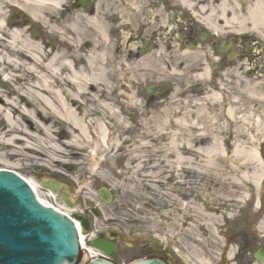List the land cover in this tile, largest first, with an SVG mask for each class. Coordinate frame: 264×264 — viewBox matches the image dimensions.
I'll use <instances>...</instances> for the list:
<instances>
[{"label":"rangeland","instance_id":"obj_1","mask_svg":"<svg viewBox=\"0 0 264 264\" xmlns=\"http://www.w3.org/2000/svg\"><path fill=\"white\" fill-rule=\"evenodd\" d=\"M249 1L246 0L245 3H249ZM141 2L142 0H96L97 17L104 30L110 27L111 30L116 31L115 37L111 39V44L121 46L119 52H126L125 49H122L121 41L126 38L128 32L137 34L142 31L146 36L151 37L152 34L148 33V30L155 31V43L162 47L163 40L166 39L164 28H167L169 23H173L174 20L178 25L176 30L183 29L182 31L186 33L189 30L194 32L193 36L190 35L191 42L189 44L199 43V33L195 30L196 19L191 18L189 12L179 4L174 6L172 1L144 0L143 5L147 7H140ZM205 2L213 6L218 4L211 0ZM169 8H173L170 11L174 15L169 14ZM164 10L168 11L170 22H167ZM65 17H67V12L60 13L58 21L62 22ZM140 22L141 25L146 24V26L138 28ZM81 23L85 27V34L83 33L79 37L83 46L86 43L88 46L99 43L97 32L85 26L83 21ZM145 29L147 32H144ZM225 32L218 42L233 36V33ZM247 35L248 40H245L244 43L245 57H238L229 63L223 55L222 62H220L219 53H213L211 48L205 47L195 51L185 48L180 51L176 43H171L170 50L164 51L162 48L160 54L156 52L155 56H153L154 52H151V55L147 53L145 59L168 67L169 70L166 68L160 79L146 76L144 80H139V86L134 89L136 94L134 104L138 102L140 108L145 110L144 116L152 117L154 115L156 121L161 123L160 119L164 116V110H172L170 114L165 111L167 115H170V123L168 130L166 127H164L165 131L162 130L163 138L172 137L175 132L174 119L186 114L187 123L192 124L196 129L186 132L182 129L174 138L178 141L191 140V150L196 157L194 162H197V169H204L203 176L186 173L182 176L181 172L177 175L169 167L164 166L166 163L172 164L174 151L170 149V142L163 138H161L162 141L148 143L149 148L144 152L148 161L159 164V169L152 178L153 183H149L150 180L142 173L120 177L115 174L116 172H110V166L119 170L124 165V156L126 157L128 154L126 148L129 145H141L137 140L125 144V138L134 136L148 141L141 136L140 121L144 116L130 106L125 110V120L127 121L125 128L126 132L128 131V136L122 138L119 136L118 130L114 129L111 133L112 139L115 142L120 137L117 146L122 149L112 150L109 153L113 156L110 160H108V155L103 154L100 145H97L95 151L97 159L93 170L94 163L89 156V149L83 156L77 157L74 154L77 151L67 144L68 148H62L64 155L56 157L58 160H66L72 164H67L65 167L55 163L52 158L40 157L41 159H39V157H35L32 150H30V154H27L24 150L19 149L15 151V154L17 155L16 160H19L20 170L26 168L28 171L21 175L34 179L32 175H46L45 172L50 175L60 172L62 174L60 181L66 184L72 199L80 198L85 205L99 202L97 189L107 184L115 194V202L108 206L101 205L102 218L98 223H105V220L110 217L122 220L125 216L126 204H129V208L135 213L132 215H140L139 223L142 226L146 225L141 231L144 236L137 238L143 244H150V235L154 232L148 230L159 223V227H166L161 236V239L164 240L162 245H169L167 240L172 231L167 230L170 224L154 220L155 210L158 209L164 216L167 211L182 210V201L195 204L198 212L192 209L194 215L192 214L189 234L193 241L188 246L189 251L198 254L199 258L197 261L192 260L193 263L190 262V264H217L220 262V254L217 253L225 248L226 242L231 244L226 250L228 251L227 257L233 258L234 254L238 252L237 246L246 238L244 236L254 239L253 249L264 244V201L261 200L260 211L254 210L253 204L257 199H255L256 196H254L251 185L248 182H244L243 185L236 182V178L241 179V174L237 172L239 167L243 171L253 172L254 168H258L259 171L257 164L260 163L261 166L262 163L253 161L254 149L259 151L264 159V87L255 85L258 81L264 80V78H259L264 77V44H261L258 39L260 43L258 42L259 47L256 48L257 42H252V39L256 40L257 38H254L252 33H247ZM210 38L211 36L209 40ZM86 40H90V44ZM51 43L58 47L56 41L51 39ZM247 48H251V50L248 51ZM206 69L209 71L208 79H206ZM150 85L154 88L152 94L148 96L145 94V88ZM8 91L10 92L11 88ZM26 107L29 109V106L26 105ZM51 121L54 132L53 135L44 139L45 149L42 152L53 157L54 152H50L48 148L52 150L54 141H58L57 144L60 145L68 138L63 127L60 125L59 128L54 120L49 121L48 115H45L41 123L49 125ZM24 123H29V121L25 120ZM86 123L89 129H95L94 119L90 123L88 121ZM155 123L153 121L152 128ZM29 124L31 125V123ZM34 129H36L35 126ZM88 146L89 144L86 145V148ZM133 155L136 156V154ZM201 162L204 165H201ZM60 164L63 165V163ZM37 169H40V173ZM161 175V179L169 184L163 183V185L172 186L171 190L159 189L158 181ZM62 178H65V181H62ZM239 195L243 197L244 201H240ZM253 197L254 199H252ZM46 198V201L53 204L50 198ZM55 201L58 203L57 199ZM201 230L205 233L200 234ZM202 236L213 240L214 247L212 249L211 247L208 250L205 247L202 250L201 248L197 249L194 240L196 238L202 240ZM127 242L131 244L129 240ZM199 242L202 244L201 241ZM229 254L231 255L229 256ZM246 257L248 256L246 255ZM118 262L121 264L124 261L119 259ZM222 264H227V262L222 260Z\"/></svg>","mask_w":264,"mask_h":264},{"label":"bare ground","instance_id":"obj_2","mask_svg":"<svg viewBox=\"0 0 264 264\" xmlns=\"http://www.w3.org/2000/svg\"><path fill=\"white\" fill-rule=\"evenodd\" d=\"M174 1L188 10L197 23L211 34L212 39L223 36L225 31L236 35L252 33L264 44V0H250L249 3H245L246 0H219L216 6L205 0ZM65 2L66 0H0V78L6 84L5 88L0 86V169L17 167L15 150L20 148L32 150L39 159L52 158L55 162L63 163V166L72 165L69 161L57 159L58 155H64L62 148L67 144L77 151L74 153L77 157L83 156L89 149V156L94 163L92 170L96 165L97 145H100L103 154L108 155L110 160L113 157L109 155L112 150L122 149L117 146L119 138L128 136L125 128L126 107H133L144 116L145 110L140 108L138 102L134 104V89L139 86V80H144L146 76L160 79L165 69H168L159 63L148 61L146 57L133 60L128 49L131 45L127 47L125 57L114 51L98 17L74 13L70 20L58 27L55 17ZM7 13H14V16L19 14L22 20L19 23L14 20L11 25L7 21ZM81 21L97 32L99 43L83 47L79 37L85 34V27ZM28 22L37 26L41 33H50L59 39L58 47L46 48L44 41H40L41 38L31 30ZM162 48H159V54ZM205 74L208 79V69ZM26 105L29 109H26ZM165 111L160 119L161 123L156 121L154 115L143 117L140 121L141 136L148 141L141 140V137H130L131 142L137 140L141 145L131 144L126 148L128 155L133 157L125 159L121 172L116 174L123 176L142 173L152 183L159 164L148 161L144 152L148 150L147 145L151 141H162L164 127L168 130L170 115L166 112L170 114L172 110ZM45 115H48L49 121L54 120L59 128L61 125L68 138L60 145L57 144L58 141H54L52 150L48 148L50 152H54L53 157L42 152L45 149L44 139L54 132L52 121L49 125L41 123ZM92 119L95 129H89L86 123H90ZM25 120L31 125L24 123ZM153 121L156 122L154 128ZM173 125L175 132L168 140L170 149L174 151L173 160L172 164L166 163L164 166H173V169H178L177 174L181 172L182 176L189 169L196 172L197 162H194L196 157L191 150V140L174 139L182 129L186 132L196 128L187 123L186 114L174 119ZM114 129L120 133L115 142L111 134ZM253 154V161H262L257 150L254 149ZM200 164L204 165L202 162ZM183 165L185 169H181ZM257 167L259 171L254 168L253 172L243 171L239 167L237 172L243 180L236 178V182L241 185L248 182L254 196L259 201H264L263 169L260 163ZM109 171L112 172L110 167ZM203 171L204 169H200L198 173ZM26 181L37 193L38 185L32 179ZM239 199L244 201L241 195ZM39 200L51 206L47 201L41 198ZM254 207H257V202ZM191 208L195 209V206L191 204ZM60 212L67 216L72 214L70 209L61 204ZM75 224L79 230L78 222Z\"/></svg>","mask_w":264,"mask_h":264},{"label":"water","instance_id":"obj_3","mask_svg":"<svg viewBox=\"0 0 264 264\" xmlns=\"http://www.w3.org/2000/svg\"><path fill=\"white\" fill-rule=\"evenodd\" d=\"M89 0H81L84 8ZM203 40V38H201ZM151 88L146 92L149 94ZM62 184H60V187ZM50 187L57 193L56 186ZM104 203L110 200L108 189H99ZM60 199L66 206L73 207L69 194L61 192ZM97 215V214H96ZM84 231L88 230L87 220L74 215ZM94 247L109 254L110 247L95 243ZM264 263V249L255 255ZM78 258L77 240L73 224L66 216L39 204L28 185L10 172H0V264H75ZM87 255L78 261L83 264ZM89 264H112L96 260ZM136 264H166L157 259L145 260Z\"/></svg>","mask_w":264,"mask_h":264},{"label":"flooded vegetation","instance_id":"obj_4","mask_svg":"<svg viewBox=\"0 0 264 264\" xmlns=\"http://www.w3.org/2000/svg\"><path fill=\"white\" fill-rule=\"evenodd\" d=\"M72 5H74V0H70L67 4H65L63 6V10L67 12V14L70 13ZM91 12L92 14L95 12V0L93 1ZM68 16L69 15H67V17ZM58 27H60V21H58ZM191 33L192 32L189 31L187 35L182 36L185 43L190 40ZM171 39L172 38H169V40ZM132 40H134L133 43L135 47L133 48V51H131V56L138 59L141 56H143V51L145 48L144 46L145 40L142 36V31H139L132 38ZM238 49H239L238 57L240 58L245 57V52L243 50L244 48L242 42L238 45ZM21 172L24 174L28 173L26 168L21 170ZM188 173L189 175H193L191 171ZM161 178L162 175L159 177V181H158L159 189L168 190V191L171 190L173 187L164 186L163 183H167V182L163 181ZM167 185L169 184L167 183ZM182 204H184L185 207L186 205L185 202ZM188 208H189L187 209L188 214H187V210L183 208L182 210L176 212L167 211L165 212L164 216L161 214V212L158 209L155 210L156 214L153 213L154 214L153 219L156 220L157 222L163 221L167 225L170 224L169 229L167 231L170 232L172 231V233L169 235L170 238L167 240V242L169 243V245L167 246L162 245V243H164V240L161 239L162 233L164 232V230H166V227L165 226L159 227V223L153 225L151 230L150 229L148 230L154 232V234L150 235L151 238L150 244H143L142 242H139L137 240L138 236H142V237L144 236V234L141 233V231H143L146 225L143 224L142 226L139 223L141 216L140 215L133 216L132 213L133 214L135 213L129 207L125 208L124 211L125 216L122 218V220L118 218L110 217L107 224H102V223L94 224L93 241L104 242L107 245H111L110 257H111V261L114 262L115 264L117 263L119 264L118 262L119 259H122L124 261L123 262L124 264H128L136 260L149 259V258H157L164 261L167 264H190L192 260L197 261L199 255L193 253V251H189L188 245L192 244L193 241V238H190V234H189L193 212L192 209H190L191 206ZM196 210L198 212L197 207ZM83 213L87 214L88 216H91V213L90 211L87 210V208H85ZM200 213L202 212L200 211ZM202 233L205 232L201 230L200 234ZM201 238L202 240H198L197 238L194 240V243L197 244L198 250H200V248L202 250V248L204 249V247L207 250L209 247H211V249L214 247L213 240L206 238L204 236H202ZM127 240H129L131 244H129ZM252 240L253 239L245 238L243 245L240 244V252L250 251L252 247ZM199 241H201L202 244H200ZM217 254H220V258H219L220 262H217V264H222V249L220 253ZM237 260L241 261V257H237ZM244 264H252L251 259L245 262Z\"/></svg>","mask_w":264,"mask_h":264}]
</instances>
